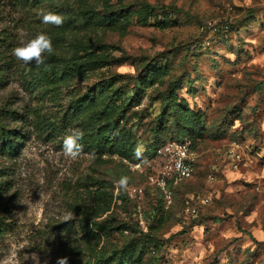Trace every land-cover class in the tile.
Here are the masks:
<instances>
[{"label":"rangeland","instance_id":"rangeland-1","mask_svg":"<svg viewBox=\"0 0 264 264\" xmlns=\"http://www.w3.org/2000/svg\"><path fill=\"white\" fill-rule=\"evenodd\" d=\"M40 32L45 63L16 60ZM0 109L21 141L0 153V264H264V0H0ZM178 138L195 169L169 203L154 149Z\"/></svg>","mask_w":264,"mask_h":264},{"label":"clouds","instance_id":"clouds-1","mask_svg":"<svg viewBox=\"0 0 264 264\" xmlns=\"http://www.w3.org/2000/svg\"><path fill=\"white\" fill-rule=\"evenodd\" d=\"M42 23L52 24L60 27L64 23L63 16L59 13L53 12L47 8L39 10ZM53 52V44L51 38L44 32L37 33L34 37L28 40H20L18 44L12 49V55L16 60L22 61L25 64L34 63L37 67L45 63V54ZM84 132L80 128L69 127L63 138V152L64 155L73 160L77 159L83 152V145L80 141L83 139ZM143 146L138 145L135 149L137 156L142 154ZM128 178L121 177L115 183L123 188L127 185ZM71 219V215L67 217ZM43 264H50L49 260L44 259ZM56 264H69V258L57 257Z\"/></svg>","mask_w":264,"mask_h":264},{"label":"built area","instance_id":"built-area-1","mask_svg":"<svg viewBox=\"0 0 264 264\" xmlns=\"http://www.w3.org/2000/svg\"><path fill=\"white\" fill-rule=\"evenodd\" d=\"M194 159L191 142L187 139L169 140L156 148L154 154L156 171L151 180L167 202L173 201L175 187L192 178L195 169ZM130 191L132 194L141 195L143 188L135 186ZM187 204V209L190 210L192 208L190 202Z\"/></svg>","mask_w":264,"mask_h":264},{"label":"trees","instance_id":"trees-1","mask_svg":"<svg viewBox=\"0 0 264 264\" xmlns=\"http://www.w3.org/2000/svg\"><path fill=\"white\" fill-rule=\"evenodd\" d=\"M143 7L144 9H150V10L159 8V6L151 5L150 3H144ZM13 112L14 111L12 110L0 109V153L2 155L16 154L21 145L20 136L17 135L18 133L16 132L15 129L12 128L9 122L10 116ZM35 115L38 118L39 115H37L36 113ZM183 139L184 138H178L173 140H183ZM159 145L155 147L154 154L156 148ZM7 230H8L7 222L5 221L3 215L0 213V237L3 236Z\"/></svg>","mask_w":264,"mask_h":264}]
</instances>
